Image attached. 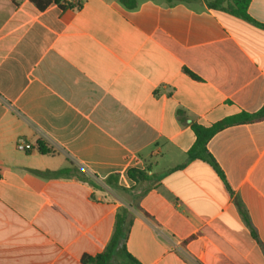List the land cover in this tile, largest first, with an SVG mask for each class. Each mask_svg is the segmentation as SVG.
<instances>
[{"label": "crops", "instance_id": "crops-1", "mask_svg": "<svg viewBox=\"0 0 264 264\" xmlns=\"http://www.w3.org/2000/svg\"><path fill=\"white\" fill-rule=\"evenodd\" d=\"M212 1L0 0V264H82L119 213L142 264H264V120L188 158L264 106V0Z\"/></svg>", "mask_w": 264, "mask_h": 264}, {"label": "trees", "instance_id": "trees-1", "mask_svg": "<svg viewBox=\"0 0 264 264\" xmlns=\"http://www.w3.org/2000/svg\"><path fill=\"white\" fill-rule=\"evenodd\" d=\"M40 8H43L39 4V0H32ZM225 2H232L229 10L248 21H252L248 13V8L250 5V0H214L210 4L214 8L220 7ZM129 8H135L137 2L127 3ZM264 120V106L263 108L254 114L240 113L234 116L227 117L220 122L210 126L204 127L201 125H193V130L196 134V141L193 147L188 153V158L190 161L201 159L212 164L216 170L221 173L218 164L216 163L213 156L209 153L207 144L209 140L216 135L221 130L248 122L262 121ZM39 150L41 152H46L43 144L39 145ZM130 179L138 182H142L148 179V173L141 170L132 169L128 172ZM117 178L116 176H113ZM110 179L107 182L110 183ZM127 225H126V215L124 213H119L117 215V222L115 226L114 233L106 246L105 250L95 256L85 254L82 257V264H142L137 258H135L127 249Z\"/></svg>", "mask_w": 264, "mask_h": 264}, {"label": "built area", "instance_id": "built-area-1", "mask_svg": "<svg viewBox=\"0 0 264 264\" xmlns=\"http://www.w3.org/2000/svg\"><path fill=\"white\" fill-rule=\"evenodd\" d=\"M17 149L23 152H29L34 149L32 144H29L23 140H19L17 143Z\"/></svg>", "mask_w": 264, "mask_h": 264}]
</instances>
